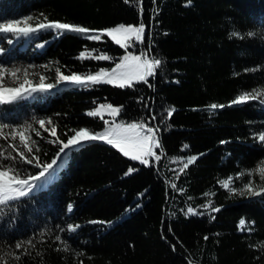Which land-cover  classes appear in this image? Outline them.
<instances>
[{
  "label": "trees",
  "instance_id": "trees-1",
  "mask_svg": "<svg viewBox=\"0 0 264 264\" xmlns=\"http://www.w3.org/2000/svg\"><path fill=\"white\" fill-rule=\"evenodd\" d=\"M28 17L32 27L60 22L98 31L143 22L145 35L125 50L107 36L0 33L5 87L25 78L35 87L42 76L53 85L0 104V125H7L0 151L16 157L10 145L19 147V138L11 134L24 131L35 141L31 156L57 160L54 178L0 205V264H264V192H238L249 183L264 188V0H0V23ZM81 52L110 59H80ZM141 52L161 61L147 84L58 80L57 69L66 76L111 72L121 57ZM245 93L255 98L232 103ZM100 105L121 111L87 115ZM130 123L156 130L161 147L153 146L147 166L102 141L60 152L73 130L102 133ZM190 157L197 159L183 168ZM0 164L22 178L41 170L19 157ZM229 178L226 189L221 181Z\"/></svg>",
  "mask_w": 264,
  "mask_h": 264
},
{
  "label": "snow or ice",
  "instance_id": "snow-or-ice-1",
  "mask_svg": "<svg viewBox=\"0 0 264 264\" xmlns=\"http://www.w3.org/2000/svg\"><path fill=\"white\" fill-rule=\"evenodd\" d=\"M126 3L129 0H125ZM141 13L143 9L141 8ZM32 17H28L25 21H13L9 23H0V33L2 34H16V35H24L27 36L29 33H33L38 31L39 29H55L59 32H71L77 34H84L90 40H100L101 36H107L111 38L117 45L121 48L127 50V48L134 46L131 41L136 43L144 42L145 35V25L141 22L138 26L128 25L125 26L123 24L118 25L114 28L105 29V30H92L82 26L71 25L68 23H60V22H50V23H40L37 27H32L28 21H31ZM23 23V26H21ZM98 32L95 35H89L90 33ZM233 35H238L233 33ZM12 41L9 40V43ZM80 59L85 58H95L100 60H108L110 57L107 55H97L96 57H92L89 53L81 52ZM161 61L159 59H145L144 53L141 52L140 55H125L121 57L119 63L108 72L106 70H101L95 74H87V75H63L58 72V80L69 81L76 85H97L101 83L112 84L115 87L119 88H132L135 83H148V78L154 75V71L159 67ZM13 77L16 76V71L11 73ZM4 80V70L0 69V104L8 103L12 100H16L24 95V93L31 92H46L48 89L53 87L52 84L45 85L44 77L40 78V82L37 86L33 87L31 82L26 78L24 82L20 83L17 87H5L3 84ZM27 85V87L25 86ZM250 98H255L252 93H245L238 96L232 103L240 104L247 102ZM212 109H216L218 107H223V105L213 104L210 106ZM110 109V113L114 115H119L121 109L117 107H113L112 105H100L97 110L90 111L87 115L91 117L100 116V109ZM174 109H170L167 111V115L171 118ZM102 118V116H101ZM155 120V117H152ZM49 124L51 121L48 122ZM108 121H105L107 124ZM39 125L42 129L53 137L56 136V129L53 127L48 129L45 127V121L40 120ZM7 127V125H0V137H3L2 129ZM74 135H72L67 142H62V147L60 152L63 153L65 149L70 147H78L83 143L94 142V141H102L116 148L119 152H121L124 156L129 157L131 160L139 161L141 164L147 166L149 163L148 158L154 156L153 146L160 148L161 145L155 136V129L152 127H146L144 123H130L127 125L124 124H116L111 128H106L102 133H93L88 129H79L73 130ZM36 135L39 136L40 133L36 132ZM17 136L19 138V147L16 144L10 145L12 150L16 153V157H19V161L33 165L41 170L34 175H27L23 178L21 174L14 168L0 164V205H5L10 201H14L19 197H24L28 195L35 188L42 187L41 184H37L35 182L47 180L49 178H54L55 168L54 166L57 164V160L53 159L50 163L43 164L38 157L31 156L33 152V145L35 141H32L30 137L26 136L24 131L16 132L13 131L11 134V139L13 141L17 140ZM259 140L264 142V134L259 136ZM187 148V145H184ZM39 151V149H35ZM16 157L5 156L4 152L0 151V158L10 159L13 163L16 162ZM156 159H159L156 156ZM197 158L190 157L186 162L183 163V168H187L190 164H193ZM135 169L129 168L127 174H131ZM258 172L262 179H264V167L258 169ZM231 178L226 181H221L222 185L227 189L231 184ZM246 189L251 192L254 196H260L262 192H264V188L261 190H253L251 183L247 184ZM69 211H71V206H69ZM213 211H219L218 208L213 209ZM189 213H194V210L189 208ZM92 223H103L98 221H92ZM245 224L244 220L240 221V225L243 226ZM70 230H75L70 226ZM57 240L60 239L59 236L56 237ZM207 239V237H205ZM17 248L22 247L21 243H17ZM19 259V257H17Z\"/></svg>",
  "mask_w": 264,
  "mask_h": 264
},
{
  "label": "rangeland",
  "instance_id": "rangeland-1",
  "mask_svg": "<svg viewBox=\"0 0 264 264\" xmlns=\"http://www.w3.org/2000/svg\"><path fill=\"white\" fill-rule=\"evenodd\" d=\"M263 144H264V142H263ZM252 185V184H251ZM230 188V187H229ZM253 188V187H252ZM253 190H254V188H253ZM240 194H242V195H245V196H248V195H252L251 194V192H249L247 189H246V187L244 186V188L242 189V190H239L238 191ZM245 225V224H244ZM244 225L243 226H241V227H244Z\"/></svg>",
  "mask_w": 264,
  "mask_h": 264
}]
</instances>
